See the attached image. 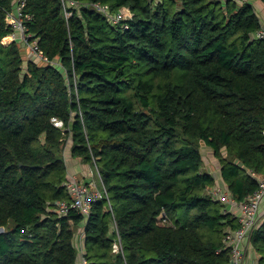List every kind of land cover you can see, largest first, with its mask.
<instances>
[{
  "label": "trees",
  "instance_id": "trees-1",
  "mask_svg": "<svg viewBox=\"0 0 264 264\" xmlns=\"http://www.w3.org/2000/svg\"><path fill=\"white\" fill-rule=\"evenodd\" d=\"M21 1L47 62L3 43ZM262 25L250 0H0V264H229L239 222L210 189L264 177ZM67 150L105 187L87 217L56 211ZM251 245L264 264V219Z\"/></svg>",
  "mask_w": 264,
  "mask_h": 264
},
{
  "label": "built area",
  "instance_id": "built-area-1",
  "mask_svg": "<svg viewBox=\"0 0 264 264\" xmlns=\"http://www.w3.org/2000/svg\"><path fill=\"white\" fill-rule=\"evenodd\" d=\"M227 2L228 0H219ZM25 2L21 1L16 11H10L7 14L6 20L9 25L13 26L15 32L12 37H17V32L20 34L21 40L30 50V54L45 62L49 61L48 57L39 48L37 39H30V34L26 33L24 26V18L29 15L23 14V6ZM96 9L102 11L114 25L122 24L128 27L124 21L132 16V12L128 7H123L117 12H112L107 5L100 2L91 4ZM69 16V15H67ZM255 36L259 39H264V24L256 32ZM53 122L58 127H64L63 121L53 118ZM65 155V154H64ZM96 165V164H95ZM97 167V166H96ZM102 180V179H101ZM260 185L252 194L247 196L244 200H236L229 191L226 184H217L210 189V194L215 200L220 201L226 208L233 212L238 219L239 226L235 229H228L225 234L224 242L230 251L229 264H246L248 260V250L251 245V237L254 230L262 221L260 208L264 200V177L259 178ZM67 187L71 195L70 200H58L56 202V211L59 216H65L70 213L72 209L80 211L87 217L92 209L94 202L101 199L102 188L105 189L103 183L102 188H98L97 183L85 182L78 177L69 173ZM161 224L170 223L169 218L163 212L159 216ZM79 247L82 246L81 239L79 240ZM115 250L119 249L117 243L114 244ZM82 255V254H81ZM82 264H86V259L81 256Z\"/></svg>",
  "mask_w": 264,
  "mask_h": 264
},
{
  "label": "rangeland",
  "instance_id": "rangeland-1",
  "mask_svg": "<svg viewBox=\"0 0 264 264\" xmlns=\"http://www.w3.org/2000/svg\"><path fill=\"white\" fill-rule=\"evenodd\" d=\"M250 1L253 3L255 9L260 13L262 21H264V4L262 2H260L259 0H250ZM19 41H20V39H19ZM19 43H20L21 52H22L23 56L25 58H29L31 56L29 48L27 47V45H25L23 40H21ZM201 150L203 151V155L205 158L203 169L212 173L214 164L212 162L211 157H214V155L212 154L213 152L204 143L201 145ZM70 153H71L70 150H67V153H65V159H66V163L68 166L69 173L72 175L76 174L79 177V179H81V178H83V176H86V173L88 171H90L89 170L90 168H92L94 171L93 172L94 181L97 183L98 188L101 189L102 188V180H101L98 168H96L92 164V162H89L88 164H81L79 162H77V163L72 162V159L74 157ZM216 168L218 169V166ZM84 178H86V177H84ZM5 230L6 229L4 227V231Z\"/></svg>",
  "mask_w": 264,
  "mask_h": 264
},
{
  "label": "crops",
  "instance_id": "crops-1",
  "mask_svg": "<svg viewBox=\"0 0 264 264\" xmlns=\"http://www.w3.org/2000/svg\"><path fill=\"white\" fill-rule=\"evenodd\" d=\"M263 24H264V21H263ZM12 35L13 34H11V35H9V36H6L4 39H3V43L4 44H9V43H11L12 41H14L16 38L17 39H21V37H20V34L19 33H17V37L14 39L13 37H12ZM7 37H10V39L8 40V42H5V39L7 38ZM213 154V153H212ZM214 155V154H213ZM211 159H212V162H213V172L212 173H217V172H219L220 171V168H219V165H218V163H217V158L214 156V157H211ZM72 162H75V163H77V162H79V163H81V164H88L89 162H84V161H81L80 159H76V158H73L72 159ZM95 167H96V165L94 164V163H92ZM218 166V169L216 168ZM97 168V167H96ZM90 171H88L87 173H86V176H83V178L84 177H86V178H81V180H84L85 182H91V183H95V181H94V177H93V169L92 168H90L89 169ZM74 176H76V177H78L76 174H73ZM79 178V177H78ZM92 178V179H91ZM220 184H224L225 185V183L223 182V181H221V183ZM260 214H261V217L264 219V200H263V202H262V205H261V208H260ZM258 255H257V253L255 252V250L253 249V247L251 246L250 247V249L248 250V260H247V263L246 264H258V257H257ZM78 264H82V258H80V260L78 261Z\"/></svg>",
  "mask_w": 264,
  "mask_h": 264
},
{
  "label": "water",
  "instance_id": "water-1",
  "mask_svg": "<svg viewBox=\"0 0 264 264\" xmlns=\"http://www.w3.org/2000/svg\"><path fill=\"white\" fill-rule=\"evenodd\" d=\"M1 232H4V227L3 226H0V233Z\"/></svg>",
  "mask_w": 264,
  "mask_h": 264
},
{
  "label": "bare ground",
  "instance_id": "bare-ground-1",
  "mask_svg": "<svg viewBox=\"0 0 264 264\" xmlns=\"http://www.w3.org/2000/svg\"><path fill=\"white\" fill-rule=\"evenodd\" d=\"M9 39H10V37H7V38L5 39V42H8Z\"/></svg>",
  "mask_w": 264,
  "mask_h": 264
}]
</instances>
